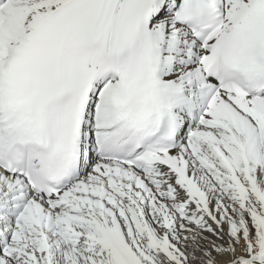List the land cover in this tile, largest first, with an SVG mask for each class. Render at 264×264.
Returning <instances> with one entry per match:
<instances>
[{
  "label": "snow or ice",
  "instance_id": "snow-or-ice-1",
  "mask_svg": "<svg viewBox=\"0 0 264 264\" xmlns=\"http://www.w3.org/2000/svg\"><path fill=\"white\" fill-rule=\"evenodd\" d=\"M0 264H264V0H0Z\"/></svg>",
  "mask_w": 264,
  "mask_h": 264
}]
</instances>
